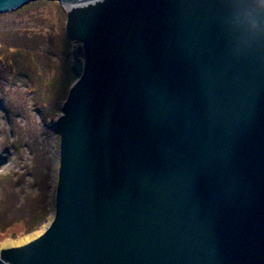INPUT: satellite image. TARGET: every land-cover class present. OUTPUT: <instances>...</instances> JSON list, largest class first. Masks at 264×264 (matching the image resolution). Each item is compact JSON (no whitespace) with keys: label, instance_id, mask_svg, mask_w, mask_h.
I'll return each instance as SVG.
<instances>
[{"label":"water","instance_id":"1","mask_svg":"<svg viewBox=\"0 0 264 264\" xmlns=\"http://www.w3.org/2000/svg\"><path fill=\"white\" fill-rule=\"evenodd\" d=\"M55 1V215L0 264H264V0Z\"/></svg>","mask_w":264,"mask_h":264},{"label":"rangeland","instance_id":"2","mask_svg":"<svg viewBox=\"0 0 264 264\" xmlns=\"http://www.w3.org/2000/svg\"><path fill=\"white\" fill-rule=\"evenodd\" d=\"M66 18L55 0L0 13V252L39 237L54 219L56 120L78 77L73 51L83 50Z\"/></svg>","mask_w":264,"mask_h":264},{"label":"trees","instance_id":"3","mask_svg":"<svg viewBox=\"0 0 264 264\" xmlns=\"http://www.w3.org/2000/svg\"><path fill=\"white\" fill-rule=\"evenodd\" d=\"M74 80H75V78H74ZM74 80H73V81H74ZM73 81H72V82H73ZM72 82H71V83H72Z\"/></svg>","mask_w":264,"mask_h":264}]
</instances>
